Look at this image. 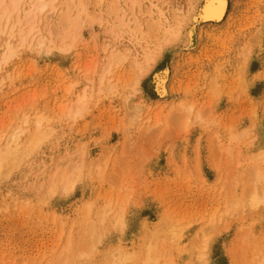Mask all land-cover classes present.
Segmentation results:
<instances>
[{"label":"rangeland","instance_id":"obj_1","mask_svg":"<svg viewBox=\"0 0 264 264\" xmlns=\"http://www.w3.org/2000/svg\"><path fill=\"white\" fill-rule=\"evenodd\" d=\"M205 1L0 0V264H264V0Z\"/></svg>","mask_w":264,"mask_h":264},{"label":"bare ground","instance_id":"obj_2","mask_svg":"<svg viewBox=\"0 0 264 264\" xmlns=\"http://www.w3.org/2000/svg\"><path fill=\"white\" fill-rule=\"evenodd\" d=\"M201 7V6H200ZM43 8H42V6H40V3L39 2H36L35 4H33L32 5V7H31V9H30V11L28 12V14H27V16L28 17H33L35 14H37V13H40L41 12V10H42ZM191 9V16H192V11L194 12V10H195V7L193 8V7H191L190 8ZM171 11V10H170ZM226 12H227V1L226 0H207V1H205V4L203 5V7L201 8V10H200V12H199V15H198V17H197V22H203V23H219V22H221V21H223L224 20V17H225V15H226ZM4 12H2V14H3ZM198 13V12H197ZM194 14V13H193ZM195 15H197V14H195ZM194 16V15H193ZM192 16V17H193ZM187 17H189V16H187ZM185 18V17H184ZM190 18V17H189ZM188 19V18H187ZM191 19V18H190ZM0 20H1V18H0ZM191 21V20H190ZM181 22H182V19H181ZM191 23H192V21H191ZM196 23V22H195ZM179 25H180V23H179ZM195 26V25H194ZM177 27H178V25H177ZM176 27V28H177ZM188 27V26H187ZM180 30V29H179ZM173 31V30H172ZM176 31V30H175ZM177 33H179V31H176ZM176 32H173V34L174 33H176ZM181 33V32H180ZM172 34V36H170V39L168 38V36L166 37L167 39H166V43L167 42H173V41H175L176 39L178 40L179 38H178V34L176 35V38L174 39V38H172L174 35ZM187 35V34H186ZM176 40V41H177ZM38 45H41V44H43V42H42V38H40V39H38V43H37ZM9 46H11V45H7V50H10V47ZM12 55V54H11ZM120 56H124V54H122V53H120L119 54ZM116 58H119V57H116ZM137 67V63H134V68H136ZM166 83H167V75H166V73H160V74H157L156 76H155V78H154V85H155V90H156V92H157V94L159 95V97H165L166 96V94H167V88H166ZM80 100V99H79ZM79 100H77L78 102H76L77 104L78 103H80L79 102ZM75 106V105H74ZM73 106V107H74ZM78 108H80L79 107V105H78ZM77 108L75 107V111L76 112H78V109L76 110ZM27 124V123H26ZM21 130V129H20ZM22 131H23V129H22ZM21 131V132H22ZM28 131L29 130H27V135L29 134L28 133ZM20 132V133H21ZM24 132V131H23ZM31 132V131H30ZM26 135V134H25ZM30 135V134H29ZM235 136V135H234ZM240 136V135H239ZM29 137V136H28ZM236 137H237V135H236ZM17 135H14V136H11V138H9V140H10V142H9V144L11 143V142H13V143H15L16 141H17ZM27 140H28V138H26ZM19 140V139H18ZM23 140H25V139H23ZM15 141V142H14ZM26 143V142H25ZM9 144H8V146H9ZM27 144V143H26ZM14 145V144H13ZM17 145V144H16ZM20 145H21V143H20ZM22 145H24L25 146V144H22ZM22 145H21V147H22ZM18 146V145H17ZM17 146H15V148L17 147ZM19 147V146H18ZM17 147V149H19ZM25 147H27V146H25ZM24 147V148H25ZM29 147V146H28ZM13 148V147H12ZM23 148V149H24ZM6 150V151H5ZM16 150V149H15ZM20 150H21V148H20ZM4 151L5 152H7L8 151V149H4ZM4 151H2V152H4ZM8 153V152H7ZM11 153L12 154H16V153H14V152H12L11 151ZM18 154V153H17ZM3 155H6L5 153L3 154ZM8 155V154H7ZM9 155H10V153H9ZM8 155V156H9ZM18 155H20V153L18 154ZM16 157V156H15ZM18 157V156H17ZM4 159L5 158H7V156L6 157H3ZM1 163V162H0ZM1 164H0V171H1ZM65 178V177H64ZM69 179H70V177H69ZM65 180H67V178L65 179ZM62 182V181H61ZM69 182V181H68ZM68 184V183H67ZM67 186V185H66ZM254 188V187H253ZM69 190V189H68ZM252 190V188L249 190V191H251ZM254 191H255V189H254ZM254 191H251V194L254 192ZM68 192V191H67ZM247 193H249V192H247ZM255 193V192H254ZM250 194V193H249ZM256 194V193H255ZM254 195V194H253ZM252 195V196H253ZM256 197H257V194H256ZM253 198V197H252ZM259 199V198H258ZM254 201V199L252 200V202ZM251 202V203H252ZM255 204V203H254ZM253 203H252V205H254ZM258 204V203H257ZM259 204H261V202L259 203ZM253 208H255V207H253ZM118 222V221H117ZM163 223V222H162ZM161 223V224H162ZM161 226V225H160ZM162 226H163V224H162ZM164 227H165V225L162 227V228H160V230L161 231H163L162 229H164ZM159 230V229H158ZM158 232V231H157ZM154 233H156V231L154 232ZM159 233V232H158ZM160 234H161V232H160ZM159 234V235H160ZM158 235V234H157ZM150 236V235H149ZM154 236H155V234H154ZM148 237V236H147ZM146 237V238H147ZM161 237V236H160ZM155 239L157 238V236H155L154 237ZM154 238H152V242H151V240L149 241V242H151V243H153V241H155L154 240ZM150 238L148 237V239L147 240H149ZM148 241H147V244L149 243ZM145 243L146 242H144V245H145ZM147 244L145 245V246H147ZM154 244H150L149 243V246L147 247V248H149L150 246H153ZM143 247V248H146V247ZM155 246V245H154ZM153 246V247H154ZM151 248V247H150ZM143 250V249H142ZM147 250V249H146ZM146 250H144L143 252H142V254L144 255V253H145V251ZM150 250V249H149ZM148 250V252H146V254H145V256L144 257H146V258H142L141 257V255L139 256V258H142L141 260H143V259H145L144 261H140V259L138 260L140 263H143V264H153L152 262V260L154 259V257L151 255L152 253L150 252L151 250H152V248H151V250L149 251ZM154 251V250H153ZM155 253V252H154ZM154 253H153V255H154ZM164 253V252H163ZM125 254H127V253H125ZM128 255V254H127ZM142 255V256H143ZM127 257V256H126ZM129 257V256H128ZM153 257V258H152ZM155 260V259H154ZM137 261V264L139 263ZM136 263V262H135Z\"/></svg>","mask_w":264,"mask_h":264}]
</instances>
